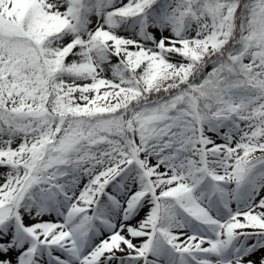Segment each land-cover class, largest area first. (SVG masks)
<instances>
[{
	"label": "snow or ice",
	"instance_id": "obj_1",
	"mask_svg": "<svg viewBox=\"0 0 264 264\" xmlns=\"http://www.w3.org/2000/svg\"><path fill=\"white\" fill-rule=\"evenodd\" d=\"M0 264H264V0H0Z\"/></svg>",
	"mask_w": 264,
	"mask_h": 264
}]
</instances>
